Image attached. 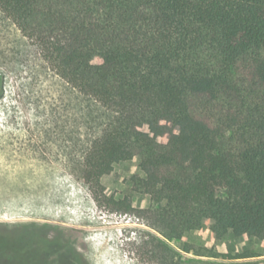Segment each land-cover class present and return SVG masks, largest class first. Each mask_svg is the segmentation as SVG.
Instances as JSON below:
<instances>
[{
    "label": "trees",
    "instance_id": "1",
    "mask_svg": "<svg viewBox=\"0 0 264 264\" xmlns=\"http://www.w3.org/2000/svg\"><path fill=\"white\" fill-rule=\"evenodd\" d=\"M0 11L57 76L113 113L84 178L103 193L114 165L138 159L135 190L150 197L139 215L160 236L154 264H225L185 240L205 227L264 247V0H0ZM106 204L135 210L128 198ZM31 227L25 264H88ZM16 238L0 237V264L14 263Z\"/></svg>",
    "mask_w": 264,
    "mask_h": 264
},
{
    "label": "rangeland",
    "instance_id": "2",
    "mask_svg": "<svg viewBox=\"0 0 264 264\" xmlns=\"http://www.w3.org/2000/svg\"><path fill=\"white\" fill-rule=\"evenodd\" d=\"M113 116L57 76L37 46L0 11V232L42 228L48 239L72 243L88 264H154L149 251L152 239L160 236L139 215L150 206V197L135 190V179L145 177L138 159L114 165L101 179L103 193L84 178L86 157ZM110 197L128 198L135 210L114 209L106 204ZM184 237L219 255L207 260L264 264L257 239L229 233L213 240L206 227ZM29 240H13L19 248L13 264L33 256L20 249ZM167 243L182 259L197 258ZM242 256L254 257L236 259Z\"/></svg>",
    "mask_w": 264,
    "mask_h": 264
},
{
    "label": "flooded vegetation",
    "instance_id": "3",
    "mask_svg": "<svg viewBox=\"0 0 264 264\" xmlns=\"http://www.w3.org/2000/svg\"><path fill=\"white\" fill-rule=\"evenodd\" d=\"M32 230V227H27L25 228L22 232L17 233V234H8V233H2L0 232V237H38V236H34L30 233V231ZM40 237H45V235L42 233V235Z\"/></svg>",
    "mask_w": 264,
    "mask_h": 264
},
{
    "label": "bare ground",
    "instance_id": "4",
    "mask_svg": "<svg viewBox=\"0 0 264 264\" xmlns=\"http://www.w3.org/2000/svg\"><path fill=\"white\" fill-rule=\"evenodd\" d=\"M96 239H100V240H102V237H96ZM94 240V239H93ZM96 241V240H95ZM99 246V245H98Z\"/></svg>",
    "mask_w": 264,
    "mask_h": 264
}]
</instances>
